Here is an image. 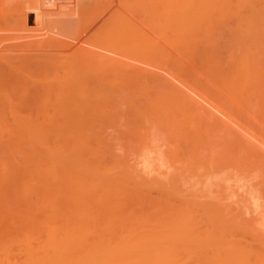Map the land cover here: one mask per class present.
<instances>
[{"label":"bare ground","instance_id":"obj_1","mask_svg":"<svg viewBox=\"0 0 264 264\" xmlns=\"http://www.w3.org/2000/svg\"><path fill=\"white\" fill-rule=\"evenodd\" d=\"M67 1L29 0L28 5L25 1L22 30L34 33L46 29L49 16L45 9ZM221 1L219 47L224 50L222 54H217L220 49L216 53L212 50V53H200L196 49L198 54L193 56L190 51L187 52L190 56H159L157 50L158 54L145 53L148 42L146 36L141 35L140 25L135 26L139 22L136 21L127 39L130 45H125L120 35L123 43L114 42L119 45L114 49L110 45L111 52L105 50L106 54L102 52V55L92 50L91 55L88 53L89 56L78 59L83 61L77 68L78 61L71 63L75 67L69 68V64L62 72L59 70L54 75L51 72L52 79L48 75L27 79L19 75V70L6 69L5 64V68H0V264H264V241L253 244L255 246L249 241H240L246 230L241 233L242 238L237 239L229 222L223 220L225 212L221 210L222 218L221 212L215 209L216 203L214 208L203 205L202 201L199 203L203 195L199 199V194L187 196L179 186L181 178H177L178 173H185L199 163L202 168H197L210 170L206 173L210 179L206 175L202 177L207 181L205 188L212 189L208 181L214 179L216 184L219 168L223 170L220 174L233 169L242 177L248 166L255 164L247 159L250 152L232 148L233 142L252 141L245 133L233 130L229 116H238L247 132L256 122L258 127L264 125V7L260 8L259 0ZM58 10L50 12V16ZM66 11L59 10L58 15ZM131 20L128 21L131 23ZM129 51L132 52L130 60ZM140 63L162 69L163 73L142 67ZM62 66L65 68L66 64ZM173 71L184 78V88L169 87L151 92L144 81L167 79ZM129 81H138L133 87V95L137 94L138 99L126 107ZM195 95L212 99L217 104L223 114L222 123L215 121L209 109L196 105ZM6 109L12 110V121L8 111L5 112L8 118H5ZM13 109L20 115L22 110H27L25 113L33 116H17ZM118 114L123 115L120 118L122 123L126 121L123 125L126 130L121 131L113 121V128L117 125L114 134H119L115 137L110 134L111 130L108 134L109 128L104 125L110 116L114 118ZM260 128L256 127L260 131L258 135L262 133ZM132 138L146 146L151 142L149 148L153 142H167L164 164L165 161L169 163V169L166 172L175 169L177 174L174 170L167 174H173L167 178L170 186L165 184L166 179L156 182L157 198L149 195L152 187L149 177L145 178L147 181L140 178L142 174L139 176L136 171L135 162H123L119 157L121 151L118 155L113 150L118 143L112 142L126 143ZM133 139L132 147H136ZM258 141L261 142L262 137ZM168 142L177 144L171 149ZM145 145L138 148L139 153H136L140 157L135 156L136 159L149 156L151 149L146 151ZM152 145L161 147L158 143ZM155 154L161 156V153ZM162 168L159 173L165 172V168L160 172ZM197 172L193 175L204 174ZM161 175L166 177V174ZM187 175L182 176L192 180V174V177ZM227 175L223 177L227 179ZM200 176L195 180L204 186L205 179L201 181ZM196 182L193 187L199 189Z\"/></svg>","mask_w":264,"mask_h":264},{"label":"rangeland","instance_id":"obj_2","mask_svg":"<svg viewBox=\"0 0 264 264\" xmlns=\"http://www.w3.org/2000/svg\"><path fill=\"white\" fill-rule=\"evenodd\" d=\"M25 1H27L26 4L28 5L29 0H0V60L3 61L2 64L0 62V68L5 66L6 69H8V68L12 69L15 72H17V70H19L18 71V72H20L19 75H21L24 78L27 77V79H30L32 77L33 80H36L39 77H44V75L45 76L48 75L49 78L51 77L50 79H52V77H53L52 75H54V72L56 73L59 70H61L60 72H62V70L68 68L69 64L75 63L78 61L77 62L78 64L77 63L75 64V66L77 68V66L80 65L83 61V60L80 61L81 60L80 58L84 59L85 55H87L89 52L92 54V50H93V52H96V51L99 52L100 51L99 52V54H100L102 52L105 53V50L107 52L108 50H110L112 48L114 49L115 45H119V44H116L114 42L119 41L118 43L122 44L123 42H121V41H123V40H122V37H120V35H123L125 45L128 46V45H130V43L128 44V40L131 37V35H129V34L130 33L132 34L133 30L135 29V26L137 27L139 25H140L139 30L141 32V35L146 36V39L148 42L147 43L148 45L146 44V47L152 46L150 49H149V47H147V48L145 47L146 48V49L144 48L146 50V51H144L145 53H148V51H150V53L153 52L154 54H158L156 52V50H157L159 52V54H158L159 56L164 55V54H171L173 56H178V55L179 56H184V55L190 56L187 54V52L190 51L191 53L189 52V54H191V56H193V55H196V53L198 54V51L200 53H203V52H208V51L210 52L212 50V52L215 51V53H216L218 51V49H220V51H219L220 53L218 52L217 54L224 53L223 52L224 50L222 51V48L219 47L221 44V14H220V9H221L220 7H221V2H222L221 0H167V1H164V0H69V1L64 2V3H59V5L56 4L53 8H50V9L49 8L45 9L44 8L45 6H41L42 8L45 9V11L48 10L46 12L48 13L49 17H47L46 23L47 24L49 23V24L46 28L47 30L42 28L43 32L39 30V31H35L34 33L33 32H25L24 30H22L24 28H23V25H21L22 24L21 19H22L23 14L26 10V7H27V5L25 4ZM33 1L35 2V0H33ZM255 1H257V0H255ZM257 2L258 3L260 2V5H261V7L259 5L260 8L264 7V0H259ZM64 6H65V8H64ZM122 8H124V9H122ZM56 9H59L60 11L61 10L62 11L67 10V11L65 12V14L63 12H61L58 15L59 10L57 11V14H54V13H56V12H54ZM262 10H264V9H262ZM50 12H54L53 13L54 15L50 16L52 14ZM133 14H134L135 20L132 18ZM115 16L117 17V19ZM127 16H130L131 19H133V20H131L130 17H127ZM109 17H111V18H109ZM122 19H125V20L121 21ZM126 20L127 21L131 20L132 22L130 23L129 21L127 22ZM136 21H139L140 23L137 22V25L134 26L133 24L136 23ZM46 23L44 25V28L46 27ZM113 24L115 26H113ZM128 26H129V28H128ZM132 26H134V29ZM122 28L127 34H125V32L122 30ZM119 33H122V34H119ZM46 34H48L50 36H48ZM128 36H129V39H128ZM162 37H164L165 40ZM115 38H118V39L116 40ZM119 38L121 40H119ZM39 39H41V40H39ZM162 40H164V41L162 42ZM35 41H37V42H35ZM111 43H114V44H111ZM110 45L112 46V48L109 49V47H111ZM102 47H104L105 49ZM194 47H195V49H194ZM204 48H205V50H204ZM162 50H163V52H162ZM201 50H202V52H201ZM109 52H111V50ZM212 52H210V53H212ZM97 53H93V55H96ZM131 53L129 51L128 60L131 59L130 58ZM89 54L87 56H89ZM108 54L110 55L111 53H107V55ZM102 55H104V54L102 53ZM58 57H60V58H58ZM78 59H80V60H78ZM57 60L58 61L60 60L61 62L63 61L64 64L61 62L58 63ZM132 61H133V59H132ZM40 62H43V63H40ZM44 62H46V63H44ZM128 62H131V61H128ZM36 63H37V65H36ZM56 63H58V65L61 67V69H59L60 67L58 65H56ZM53 64H55L58 68H55L56 66H54ZM65 64H66V67L64 68V66H62V65H65ZM143 64L140 63L139 65L142 67L144 66L145 68H149V66H147L146 64H144V65ZM8 65H9V67H8ZM17 65H19V66H17ZM72 66H74V64L73 65L71 64V66L69 65V68H71ZM52 67H53V69H52ZM54 68L56 69V71H54L55 70ZM28 69L29 70L31 69V70L29 71ZM149 69L157 71V72H161V70H162V69L158 70L157 68H155L153 66L152 67L150 66ZM27 71H28V73H27ZM40 71H41V73H40ZM51 72H53L52 75H51ZM34 73H36V76ZM42 73H44V74H42ZM161 73H163V70ZM29 75H30V77H29ZM144 81H145V83L148 84L151 92L157 91V89H161V88H169V87L184 88L186 86V84H185L186 82H185L184 78H182L181 75L177 71H173L171 76L167 79H162V78L150 79V78H148V79H144ZM137 82L136 81H129L128 82V91H127L128 96H127V101H126V107H129L138 99L137 94L135 96L133 95V94H135L133 87ZM147 87H145V88H147ZM127 102H128V106H127ZM195 103L199 107L209 109L210 112L213 113V116L215 117V121L222 123L223 114L218 109L219 107L217 106V104H215V102L212 99L206 100V99L200 97L199 95H195ZM7 111L10 114V112L12 110L6 109L3 113L5 114V112L7 113ZM13 111L15 112L16 109L15 110L13 109ZM19 111H21V108H19ZM19 111L17 110V112H15V113H17V116L24 117L23 116L24 114H26V116L28 115L27 110L26 111L22 110L24 113L22 112L23 114L21 113V115L18 114ZM25 112H27V113H25ZM210 112H209V114H210ZM15 113H14V116H15ZM29 113H33V112L30 111ZM9 114H8V116L10 117L9 119L12 121V117H13L12 114L13 113L11 112V115H9ZM30 115L33 116L32 114H30ZM30 115H28V116H30ZM120 116H122V118H123L122 114ZM120 116L118 114V115L114 116V118L110 116V118L107 119L108 121H106V124L104 126H106L107 129L109 128L108 134L110 133L109 130H111L113 132H111L110 134L113 135L114 134V128H115V130L117 129L116 128L117 125H115L116 127H114V128H113L114 124H113V126L111 125L113 121L116 124H118L119 127H121V131L126 130L125 127H123V125L125 126L126 121H125V123H122L121 120L123 121V119L120 118ZM5 118H8L7 115L5 116ZM9 119H7V120L9 121ZM229 119H230L229 124L233 128L234 131L245 133V136L252 141V142H233L234 145H232V148H235L236 151L239 150V148H240L241 150L245 151L246 153L250 152V155L247 159L249 162L250 161L255 162V164H254L255 166L253 165V163L250 166H248L249 168H248V171L246 172V175L244 174V175H242V177H241V175L237 174V172L233 169H229V170H232V172H229L227 170L229 173L225 172L223 174H220L223 172V170L219 168V172L220 171L221 172L220 173L218 172L216 174V177H215L216 184H218V182H217V180H218L219 185L216 186V184H214L215 182H213L214 179L212 180V178H211L212 182H210V180L208 181V184H210V183L212 184V185H210V186H212V189H211V187L209 188L210 191L208 188H205V186L207 184L206 178L208 177V175H206V173L208 174L210 170H207V169L205 170V168L199 169V168H202L199 163L198 164L195 163V167H193V169L195 170V168H196V170H195L196 174L199 173V172H197L198 170L203 172L204 174H200L201 176L200 175L196 176V174L193 175V173H195V171L192 168H190L189 170L188 169L185 170L187 173H188V171H190L188 173L189 175H187L186 172L183 173V171H181L180 173H178L177 178L182 179V180L180 179V181H178L179 186H180L181 190L183 189L184 192L186 191L185 193L187 196L190 195L189 193L192 194V196L190 195L191 197H194V196L196 197L199 194L197 196L199 199V198H201L199 196L203 195L202 198L205 197V199L204 198L199 199V203L202 204V202H203V205H206V206L209 205L210 207H213V208H214L215 203H216L217 207L215 206V209L217 210V212L219 213V212H221V210L225 212L224 213L225 217L223 216L222 212H221L222 215L220 213L219 214H220V216H222V218L224 217L223 220L225 222H227V223L229 222V224H228L229 227H232L233 233H235L234 236L236 235L235 236L236 238L239 237L237 239H240L242 237L243 238L246 237L248 240L246 238H244V239L242 238V240H240V241H243V242L246 241V243L249 241V244L251 243L252 245L253 244L259 245V241H264V193H262V191H264V184L259 183V182H264V134H262V133H264V130H262L264 128H260L264 125H260L258 127L257 122H256L255 123L256 125H254L253 129L252 130L250 129L251 132L250 131L247 132L246 125L241 121L240 118H238V116H234V115L231 117L229 116ZM11 121H9V122H11ZM109 122H110V124H109ZM259 122L261 123L260 120H259ZM259 122H258V124H259ZM262 123H264V122H262ZM255 126L257 128H260L259 130H261V132H262V133H259L260 135H258V132H260V131H257ZM256 131H257V133H256ZM246 133H249V134L252 133V134L246 135ZM117 134H118V132L115 133L114 136L116 135L115 137H117L119 135V134L118 135ZM252 135H254V136L257 135V136L254 137ZM261 137H262V141L259 142L258 140H261ZM243 138H245V137H243ZM257 138H258V140H255ZM132 139H131V142L129 140L130 143L126 142L127 144L125 142H119V141L112 142L114 145H116L118 143V145H116L117 148L113 145L114 146L113 150L114 151L116 150L115 152L118 155H119V152L121 151L120 152L121 154L119 157L124 159L123 162H125V161H127V163L131 162V161H132L131 163L135 162V163H133L134 167L137 169V170L136 169L135 170L139 171L138 172L139 176L141 174L143 176V177L141 176L140 178L145 179V178L149 177L148 181L149 182L151 181L150 183H152V187L154 186L153 189H152V187H150V190L151 189L152 190H151V192L149 190V195L152 198H157L159 195H158V191L156 192V190H157L156 188H158L156 182H159V181L163 182V179H164V181L166 179L167 182L166 183L164 182V183L167 184L169 181L167 179L169 175L167 176V174L168 173L170 174V172H172L173 170H174L173 172H175L177 174V171H175V169L171 170V168H170L171 171L166 172L167 169H169V167H168L169 163H167L165 161V164H164L165 149L168 150L166 148V147H168V145H166V147H165V144L167 142L166 143L165 142L161 143V141L156 142V143H158V146H161V147H157V145L153 146L152 144H156L155 142H153L151 144L152 148H149L150 147L149 144L151 142L146 143L149 145V147H148V145L146 146L144 144V142L138 143V142H136V141H138V139H133L134 140L133 143L136 145V147L135 146L132 147L133 146ZM120 143L121 144L125 143V144H122V146H127V147L122 148V146L119 145ZM160 143L163 145H161ZM168 143H170V142H168ZM129 144H131V145H129ZM176 144H175V142H171L169 144V146L171 145V149H173V148H175ZM141 145L142 146L145 145V147H143V148L147 149L146 151H149L151 149L150 150L151 152H149L148 157L147 156L145 157V155H143L144 161H143V158L141 156V159L144 163L139 158L140 154L136 153V152H138V148L140 150ZM118 147H120V148H118ZM146 147H148V148H146ZM153 147H156V148L153 149ZM123 149H125L126 151H124ZM152 149L155 151L157 150L158 154L161 153V156L156 155L155 153H157V152H154ZM160 149H162L161 152H160ZM129 150H130V152L128 153ZM181 150H182V147H181ZM152 151H153V153H152ZM125 152L127 155L124 154ZM122 153H123V155H122ZM145 153H146V155H148L147 152H144V154ZM150 153L152 154V156ZM153 154H155V156ZM124 155H126V156L129 155V157H126V156L124 157ZM138 155H139V157H137L138 159H136L135 156H138ZM130 157L132 160L130 159ZM145 158H146V161H145ZM157 158H160L161 161L158 160ZM127 159H129V161ZM133 159L134 160L136 159V160L134 161ZM138 160H140V162H142V164L140 162H138ZM136 162H137V164H136ZM150 162H151V164H150ZM155 162H157V163L155 164ZM161 162H163L162 166L160 164ZM244 162L245 161H243L242 164ZM131 163H129V164L132 166ZM164 165H167V166H164ZM139 166H141V167L143 166V168H141ZM144 166H146L147 169H144ZM157 166H159V167H157ZM251 166H253L254 168ZM155 167H156V169H155ZM162 167L166 169V170L164 169L166 173L161 172V171H164ZM197 167H199V168H197ZM159 168L160 169L162 168V170H160L161 173H159ZM254 169L256 171H253ZM146 170L147 171L149 170V172H146ZM251 170H252V174L250 175L249 173L251 172ZM175 173H174V175L177 176ZM190 173L192 174L193 177L191 176ZM143 174H145V176ZM161 174H166V177H164ZM179 174L180 175L185 174L187 176H190V177H192L193 181L188 177L187 178L185 177L186 178L185 179L182 175H181V177H179ZM226 174L230 175L229 177L227 175V179H225L226 176L223 177V175H226ZM232 174H234V176ZM205 175H206V178L202 177ZM219 175L221 177H218ZM231 175H232V177H231ZM171 176H173V174L170 175L169 177H171ZM199 176L202 177V179L200 178L201 181H203L205 179L203 181V183L206 181L204 186H201L199 184L200 182L199 183H198V181L196 182L195 178H198ZM182 177L184 178V180H186V183ZM209 177H208V179H210ZM213 178H214V176H213ZM242 178H243V180H242ZM145 180L147 181V179H145ZM190 180H191V183H190ZM181 182H183V183H181ZM194 182L199 184L200 190L194 189V187H196ZM221 183H222V185H221ZM186 184L190 188V191L187 190L189 188L186 186ZM193 184H194V187H193ZM246 184H248V185H246ZM260 184H262V186ZM183 185L186 186V188ZM245 185L247 186L248 190L249 189H252V190H249L250 192L248 190H246ZM252 185H253V187L254 186L255 187L260 186L259 188L256 187V189L257 190L259 189V191L261 193L259 191H257L255 188H252ZM167 186H170V184ZM242 186H243V188H242ZM222 187H224V188H222ZM197 188H198V186H197ZM206 189L208 190L210 195L208 194ZM184 192H183V194L185 196ZM247 192H249V194H247ZM194 193L197 195H195ZM203 193H206L208 195H205ZM247 198L252 199V201L248 200ZM205 200L209 201V202L205 203ZM211 200H212V202H210ZM241 201H242V203H241ZM207 203H209V204H207ZM211 204H214V205H211ZM224 205H226V206H224ZM225 214H227V215H225ZM226 216H228V217H226ZM241 216H242V218H241ZM226 219H228V220L226 221ZM232 220H233V222H231ZM246 222H248V224ZM236 224L238 226H236ZM257 228H259L258 231L256 230ZM234 229H236V230H234ZM237 230H238V232H237ZM253 231H255V232H253ZM241 233H243L242 237H241ZM250 233H251V235H250ZM239 234H240V236H239ZM253 237L255 238L256 242H258V243H256L255 240H252V239H254ZM250 239L254 243L250 242L251 241ZM253 246H255V245H253Z\"/></svg>","mask_w":264,"mask_h":264}]
</instances>
